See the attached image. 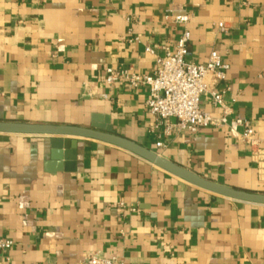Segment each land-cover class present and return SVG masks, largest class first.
<instances>
[{
	"label": "crops",
	"instance_id": "0c3cea01",
	"mask_svg": "<svg viewBox=\"0 0 264 264\" xmlns=\"http://www.w3.org/2000/svg\"><path fill=\"white\" fill-rule=\"evenodd\" d=\"M185 32L188 62L215 51L230 66L219 87L228 123L196 133L168 130L175 120L148 111L147 89L105 83L109 67L152 74ZM200 108L222 114L207 97ZM0 122L109 127L210 181L264 193V0H0ZM247 126L253 143L242 139ZM54 138L0 134V238L13 243L0 264H83L93 254L264 264V206L94 140L59 138L74 144L53 158Z\"/></svg>",
	"mask_w": 264,
	"mask_h": 264
},
{
	"label": "built area",
	"instance_id": "2783aa9c",
	"mask_svg": "<svg viewBox=\"0 0 264 264\" xmlns=\"http://www.w3.org/2000/svg\"><path fill=\"white\" fill-rule=\"evenodd\" d=\"M186 17H177L176 22H186ZM221 31H225L223 23H219ZM190 33H183L174 47H163V55L157 59V67L152 74H141L132 68L106 69L105 83L109 87L125 85L131 89L145 88L149 92L146 101L148 111L163 122L175 120L169 124L168 130L177 128L182 131L196 133L202 128H216L228 123L233 109L225 104L224 90L220 84L227 79L230 66L221 56L213 51L205 64H195L186 60ZM138 41V38H134ZM153 54L151 48H146ZM103 97H106L104 95ZM207 97L211 103L222 110L219 117L201 110V98ZM254 129L247 126L242 134L245 142H254ZM158 147L163 143L158 142ZM10 240L0 238V254L12 248ZM83 264H126L116 257L101 254L91 255Z\"/></svg>",
	"mask_w": 264,
	"mask_h": 264
},
{
	"label": "water",
	"instance_id": "95a60500",
	"mask_svg": "<svg viewBox=\"0 0 264 264\" xmlns=\"http://www.w3.org/2000/svg\"><path fill=\"white\" fill-rule=\"evenodd\" d=\"M96 128L98 127L95 125H92L91 128H82L49 124L0 122L1 135L67 137L102 142L138 156L168 174L212 195L239 203L264 206V193L249 192L215 183L162 157L150 149L114 134L109 127H99L100 130ZM59 138L52 140V147L54 148L52 152L53 158L61 156V148H68L69 145L74 144L71 141ZM72 154L73 156L75 155L74 153Z\"/></svg>",
	"mask_w": 264,
	"mask_h": 264
}]
</instances>
